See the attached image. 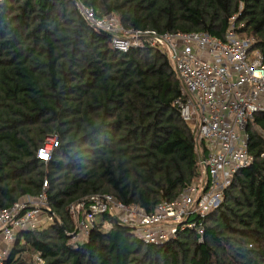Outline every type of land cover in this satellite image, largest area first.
<instances>
[{
  "label": "trees",
  "instance_id": "1",
  "mask_svg": "<svg viewBox=\"0 0 264 264\" xmlns=\"http://www.w3.org/2000/svg\"><path fill=\"white\" fill-rule=\"evenodd\" d=\"M97 16L131 30L206 33L224 38L232 24L264 58V0H81ZM184 98L165 53L111 46L73 0L0 1V209L35 196L47 182L51 219L18 232L2 264H264V113L248 126L252 161L237 170L221 205L202 228L145 244L112 218L86 241L72 242L68 207L111 194L152 212L200 176L193 133L175 101ZM58 146L36 158L48 136ZM36 264V263H35Z\"/></svg>",
  "mask_w": 264,
  "mask_h": 264
},
{
  "label": "built area",
  "instance_id": "2",
  "mask_svg": "<svg viewBox=\"0 0 264 264\" xmlns=\"http://www.w3.org/2000/svg\"><path fill=\"white\" fill-rule=\"evenodd\" d=\"M73 1L92 29L110 35L116 51L147 47L167 55L184 96L175 101L179 116L193 133L196 148L203 147L206 155L203 163L199 162L201 175L177 198L159 203L152 212L123 204L108 193L91 194L72 203L68 207L74 223L72 242L86 241L100 220L103 227H109L110 221L102 220L103 216L128 226L145 244L161 245L185 228H195L201 240L202 228L194 219L218 208L233 175L252 161L247 128L255 114L264 113V58L248 40L236 35L232 24L223 40L201 32L158 34L127 29L115 15L97 16L81 0ZM261 136L264 139V132ZM57 146L56 136H48L37 149L36 158L48 161ZM46 186L43 181L39 194L0 209V237L4 242L12 243L18 232L38 227L43 214L51 219ZM5 256L0 250V264ZM35 260L42 264L36 255Z\"/></svg>",
  "mask_w": 264,
  "mask_h": 264
},
{
  "label": "rangeland",
  "instance_id": "3",
  "mask_svg": "<svg viewBox=\"0 0 264 264\" xmlns=\"http://www.w3.org/2000/svg\"><path fill=\"white\" fill-rule=\"evenodd\" d=\"M251 126H253L251 124ZM199 151V149H198ZM200 152V151H199ZM200 170L202 172V167L200 165ZM201 175V174H200ZM49 221V217H47L45 214L42 215L40 221H39V224H38V227L40 226H44L45 223H47ZM107 224H105V227H102L103 229L107 228L108 226H106ZM14 242V241H13ZM13 242L11 243H8V242H4L1 237H0V250H4L6 252V255L8 254V252L10 251V249L12 248V245H13ZM30 260L32 262V264H35L36 263V260H35V255H31L30 256Z\"/></svg>",
  "mask_w": 264,
  "mask_h": 264
},
{
  "label": "water",
  "instance_id": "4",
  "mask_svg": "<svg viewBox=\"0 0 264 264\" xmlns=\"http://www.w3.org/2000/svg\"><path fill=\"white\" fill-rule=\"evenodd\" d=\"M196 150L198 151V148H196ZM198 156H199V162L203 163L204 157L201 155L200 152L198 153Z\"/></svg>",
  "mask_w": 264,
  "mask_h": 264
}]
</instances>
